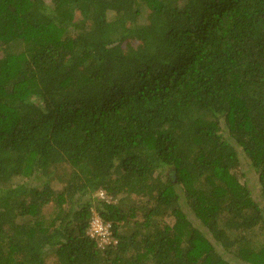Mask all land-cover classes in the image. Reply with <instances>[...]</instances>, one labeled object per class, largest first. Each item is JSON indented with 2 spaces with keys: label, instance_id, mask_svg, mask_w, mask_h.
I'll return each mask as SVG.
<instances>
[{
  "label": "trees",
  "instance_id": "trees-1",
  "mask_svg": "<svg viewBox=\"0 0 264 264\" xmlns=\"http://www.w3.org/2000/svg\"><path fill=\"white\" fill-rule=\"evenodd\" d=\"M240 153L264 199V0H0V264H264Z\"/></svg>",
  "mask_w": 264,
  "mask_h": 264
},
{
  "label": "rangeland",
  "instance_id": "rangeland-1",
  "mask_svg": "<svg viewBox=\"0 0 264 264\" xmlns=\"http://www.w3.org/2000/svg\"><path fill=\"white\" fill-rule=\"evenodd\" d=\"M48 2H50V0H47ZM142 22H145L142 21ZM240 156H241V162H242V166L241 168L238 170L239 172V175L241 176V179L242 181L246 180L249 184V186L251 187L252 191H253V195H254V198L257 200V202L262 206V208H264V199L262 197V194H261V189H260V186L257 184V174L255 173V171L251 168L250 164H249V160L247 159L246 156H244L243 154L240 153ZM38 176V175H37ZM45 178H43V180H38L35 176L31 179H26V178H21V177H18V178H15L13 179L11 185H19L21 183H29L30 185H33V186H37L39 184H41V181H44ZM54 184V187L56 189H61V185L57 184L56 182L53 183ZM39 188H41V186H39ZM100 192L99 191L98 193L95 194V196L97 198H102L100 195ZM105 193V196L103 199H106L107 201H112V198L111 196H109V194L104 191ZM133 200L136 201V204L138 205L139 201L141 200V197H133ZM115 203L118 202V200L114 201ZM53 211V208L50 206L46 209V212L51 215ZM188 212L190 214V218L192 219V221L194 222V224H196L197 226H200L201 223L200 221L196 218V216L188 209ZM94 216L95 217H99V214L94 211ZM138 220H141V217H138ZM167 222L169 224H173V220L172 219H168ZM128 228V227H126ZM203 228V227H202ZM205 229V228H204ZM128 231V229H127ZM262 230L261 229H256L255 233L250 234L251 237H254V236H257L256 239H258V242H262L264 240V236L262 234ZM113 233V232H112ZM116 240V239H115ZM117 241V240H116ZM215 241V240H213ZM97 242L99 243V245H102V241L101 240H97ZM218 249L220 250V247L218 246ZM47 253H51L50 250L47 252ZM228 258L232 259L235 264H237V261L234 260L231 256L227 255ZM239 264H248V263H239Z\"/></svg>",
  "mask_w": 264,
  "mask_h": 264
},
{
  "label": "built area",
  "instance_id": "built-area-1",
  "mask_svg": "<svg viewBox=\"0 0 264 264\" xmlns=\"http://www.w3.org/2000/svg\"><path fill=\"white\" fill-rule=\"evenodd\" d=\"M105 192L102 190L100 192V196L102 199L104 198ZM100 216V215H99ZM89 236L92 239L101 240L102 245H99L102 249L108 248L110 245H117V241L113 239V233L111 230V225L108 223H105L102 218L95 217L93 214V218L89 227L88 231Z\"/></svg>",
  "mask_w": 264,
  "mask_h": 264
}]
</instances>
